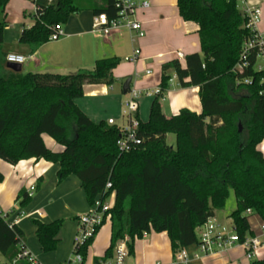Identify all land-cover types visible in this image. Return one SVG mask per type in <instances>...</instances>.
I'll return each mask as SVG.
<instances>
[{
	"label": "trees",
	"instance_id": "trees-1",
	"mask_svg": "<svg viewBox=\"0 0 264 264\" xmlns=\"http://www.w3.org/2000/svg\"><path fill=\"white\" fill-rule=\"evenodd\" d=\"M8 2L0 0V10ZM177 5L185 21L199 26L201 52L187 55L185 67L178 59L162 66L161 93L151 101L147 120L138 117L142 143L127 153L118 150V124L92 120L75 102L86 84L115 81L118 57L98 58L93 68L72 74L22 73L7 66L0 50V159L12 165L31 158L58 163V180L77 175L90 205L114 195L111 243L96 263L112 258L125 236L133 253L135 239L152 230L167 233L174 254L195 246L198 229L225 207L230 190L236 208L229 217L241 238L251 233V215L264 222V154L258 148L264 139V70L257 69L261 49L250 48L247 66L237 69L244 44L254 34L238 0H177ZM37 9L33 26L23 28L19 37L31 52L51 41L55 25L65 24L73 13H116L113 0H55ZM6 26L1 19L0 46ZM170 70L182 87H199L201 114L188 109L164 114L161 97L170 88ZM169 133L175 135L174 147L165 141ZM44 134L62 151L48 148ZM17 200L24 206L30 200L27 191L21 190ZM63 222L34 219L44 252L56 249ZM21 239L19 226L0 215V251L7 259L16 256ZM93 240L80 250L84 260ZM251 264H264V259Z\"/></svg>",
	"mask_w": 264,
	"mask_h": 264
},
{
	"label": "crops",
	"instance_id": "crops-1",
	"mask_svg": "<svg viewBox=\"0 0 264 264\" xmlns=\"http://www.w3.org/2000/svg\"><path fill=\"white\" fill-rule=\"evenodd\" d=\"M253 2L258 3L262 9V18L257 30L264 41V0H253ZM48 4L47 0H9L4 10H0V20L5 18L7 21L0 49L6 56L8 53H17L27 58L21 64L22 73L72 74L81 68H93L98 58L116 56L121 62L113 71L115 80L125 82L128 77H132V87L142 91H153L160 87L164 64L178 59L185 67L187 55L201 52L199 26L193 21H185L180 16L177 0H151L150 7L138 13L137 17L146 34L137 39L136 45L140 48V58L136 62L125 60V57L132 55L135 46L132 43V34L128 30H122L111 36L93 34L91 30L95 13L92 10L73 13L62 25L64 31L62 38L56 43L49 41L39 46L35 52H31L28 45L20 43V34L23 28L33 26L36 5ZM11 39L12 41L17 39L18 44L15 45ZM177 52H181L183 57L179 58ZM259 58L262 59L261 64H264V57ZM24 63H26L25 66H23ZM148 70L151 71L150 74H146ZM136 72H139L138 77L135 76ZM169 73L172 76L175 74L172 70ZM97 85L86 84L84 93ZM166 94L167 96L161 100V107L167 117L177 115L182 109L201 114L202 105L198 86L182 87L176 78L171 82ZM143 96L154 98L155 95ZM143 96L139 100L138 117L140 119ZM83 111L87 113L85 109ZM43 139L48 148L62 151L63 147L50 136L44 134ZM258 148L264 154V139ZM58 169V163L45 159L31 158L21 160L15 165L0 159V171L4 175V180L0 183V211L9 212L7 221L14 220L22 211L26 214L33 213L32 216L22 217L17 225L23 231L26 246L45 264L62 263L63 257L60 250L62 248L72 250L78 217L91 208L78 176L71 174L59 181ZM32 184L39 186L36 187L30 200L24 206H20L17 200L18 193L21 190L27 191ZM215 218L222 223L219 211H216ZM227 218L233 224L229 215ZM28 219L32 221L37 219L44 223L57 219L66 221L58 232L57 247L50 255L42 253L44 251L36 235V225L30 226L26 222ZM107 222L110 226L109 231H106V235H101L100 228L88 249L84 264H97L95 259L104 257L111 243V223L106 221L104 224ZM256 232L259 231L256 230ZM195 249L196 245L188 248L190 252ZM259 254L255 259H264V248L259 251ZM244 255V248L235 246L220 254L192 259L189 264H241L244 261ZM173 256L174 252L167 233L152 230L144 233L141 238L135 239L134 251L128 256L126 264H170Z\"/></svg>",
	"mask_w": 264,
	"mask_h": 264
},
{
	"label": "built area",
	"instance_id": "built-area-1",
	"mask_svg": "<svg viewBox=\"0 0 264 264\" xmlns=\"http://www.w3.org/2000/svg\"><path fill=\"white\" fill-rule=\"evenodd\" d=\"M53 3L55 0H47ZM116 13L114 16H109L107 12H102L94 15L92 23V33L97 36H111L122 30H128L132 35L133 53L131 56L125 57L126 61L136 62L140 58V48L137 43L138 38L145 36V30L142 23L138 19L137 15L141 10L148 9L151 5V0H113ZM242 3L241 11L247 16L246 27L250 29L254 34L253 37L247 40L244 44V51L242 52V61L237 65V69L242 71L247 66V55L250 48L258 46L261 49L259 57H264V41L262 36L258 32V24L262 18V9L259 4L253 2V0H240ZM34 14L37 13V5L35 7ZM64 36L62 25L57 24L54 27L53 33L50 35L51 41L59 40ZM179 58L183 57L181 52H177ZM27 58L22 54L8 53L6 56L7 62L22 64ZM258 70H264V64H257ZM150 70L146 71V74H150ZM135 76H139V72L135 73ZM174 74L171 77V82L176 79ZM246 83H251L250 80H245ZM112 89V87H111ZM161 93V88L157 87L153 91H142L140 89L131 86L129 92L126 93L124 105L126 108L127 124L121 127V134L117 140V146L120 153H127L142 143V138L139 136L138 129L140 121L138 119L139 100L141 96L148 95L154 96ZM165 95H162L161 99H164ZM109 124H116L113 118L108 119ZM111 184L108 182L106 189ZM36 190L35 184L31 185L27 194L28 197H32ZM113 194L109 199L102 203L98 198L88 212L82 214L78 218L77 231L73 241L72 257L65 264H84V258L80 252L81 248L86 242L96 236V232L99 227H102L104 221H110L111 214L110 208L113 204ZM37 214L40 212L36 211ZM247 214L251 213V210H247ZM0 215L7 217L9 212L0 211ZM32 214H26L23 211L12 221H8L10 225L17 224L22 217H29ZM250 229V235L241 238L235 228L228 229L225 224L219 222L215 216L209 218L208 221L198 229V243L196 249L190 252L187 248H180L174 256L170 264H189L192 259H199L206 255L220 254L235 246H241L245 250L244 261L241 264H251V262L258 257L259 251L264 248V222H260L258 229ZM129 236H125L121 239L114 248L113 257L107 260H101L97 264H126L129 250L128 243ZM19 251L11 259H7L0 251V264H45L43 263L35 253L26 246L24 239H21L18 243Z\"/></svg>",
	"mask_w": 264,
	"mask_h": 264
},
{
	"label": "rangeland",
	"instance_id": "rangeland-1",
	"mask_svg": "<svg viewBox=\"0 0 264 264\" xmlns=\"http://www.w3.org/2000/svg\"><path fill=\"white\" fill-rule=\"evenodd\" d=\"M238 6L239 8L242 7V3L240 0H238ZM14 40V39H13ZM12 41V39H11ZM15 45L18 44V40L15 39ZM52 43H56V41H51ZM1 50V49H0ZM262 59H258V64H261ZM26 63L23 64L25 66ZM124 82L115 80L111 85L107 84H98L97 86H94V88H90L85 91V94H83L81 97H78L75 102L77 105L81 106L85 111H87V114L90 116V118L94 121H100V120H108L109 117L113 118L115 120V123L120 126H125L127 124V117H126V108L124 105L126 94L122 92V86ZM112 87V89H111ZM93 89V90H92ZM167 96V94L165 95ZM143 105L141 106V119L143 121H146L149 114V104L153 100V97H146L143 96ZM166 143L170 146H175V135L172 133L167 134ZM110 201V199H109ZM236 208V197L233 192V190H230L229 198L227 199L226 205L222 210H219V215H221L222 223L226 225V227L230 230L232 229L233 224L227 218V215L231 214L232 211ZM64 223L66 222L63 220ZM250 225L253 230H257L258 226L260 224V220L255 215H251L249 217ZM29 223L30 226H32L34 223L31 219H28L26 221ZM109 222L104 224L101 227L100 234H107L106 231H109ZM250 235V232L246 234V236ZM108 236V235H107ZM106 236V237H107ZM73 250V244L72 248ZM72 250L70 251L68 248H62L60 250V254L62 255V263L68 262L70 259H73L72 257ZM44 254L52 253L50 252H42Z\"/></svg>",
	"mask_w": 264,
	"mask_h": 264
},
{
	"label": "water",
	"instance_id": "water-1",
	"mask_svg": "<svg viewBox=\"0 0 264 264\" xmlns=\"http://www.w3.org/2000/svg\"><path fill=\"white\" fill-rule=\"evenodd\" d=\"M7 66L15 71H20L21 69V64H18V63L8 62ZM132 79H133L132 77H128V79H126L125 82L123 83V86H122L123 93L126 94L127 92L130 91ZM240 130H241V127H240Z\"/></svg>",
	"mask_w": 264,
	"mask_h": 264
}]
</instances>
